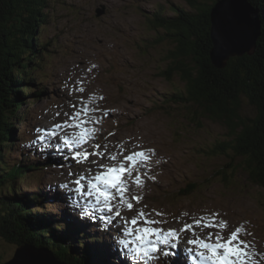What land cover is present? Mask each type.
I'll return each mask as SVG.
<instances>
[{
  "label": "rangeland",
  "instance_id": "374dc122",
  "mask_svg": "<svg viewBox=\"0 0 264 264\" xmlns=\"http://www.w3.org/2000/svg\"><path fill=\"white\" fill-rule=\"evenodd\" d=\"M171 7L190 10L187 0H48L47 24L43 25L39 37L48 42L46 49L51 52L38 54L45 62L37 73L45 76L41 82L36 80L38 89L26 84L34 94L41 89L43 94L36 97L25 93L19 110L21 121L17 122L20 125L16 126L17 139L6 163L12 166L14 162L23 161L25 156L31 155L29 150H33V156H29L31 162L38 161L44 166L36 168L44 169L38 173L30 169L24 180L17 183L22 193L35 194V187L40 186L46 195L44 211L56 216L54 224L77 230V237L84 242L100 247L106 245L120 264H169V260L176 259L170 252L164 258L163 252L155 253L151 261L129 253L134 249L130 248L131 236H125L122 227L129 225L139 211L145 212L148 219L163 220L164 223L152 227L165 231L179 230L183 223L191 222V216L218 212L231 226H246L252 233L247 239L257 252V264H264V192L245 172L235 168L239 161L232 160L230 153L215 157L205 154L214 145L229 139L227 127L215 118L208 119L198 107L169 99L171 93L183 90L184 85L175 73L170 77L162 76L169 64L167 56L175 44L162 30L153 28L150 21L155 19L156 12L172 18ZM98 10L103 11L99 16ZM2 12L0 7V14ZM77 86L85 91H75ZM259 94L264 96L263 89L260 88ZM90 97L98 109L92 115L100 123L95 125L98 128L95 140L85 145L84 151L91 152L96 150L95 145H100L98 150L105 152V156H90L87 162L76 163L71 152L57 147L63 131L43 143L38 136L62 123L66 119L64 113L73 111L72 105L79 107L82 102H89ZM34 100L36 107L32 104ZM238 114L254 117L257 111L242 98ZM139 151L149 156L139 170L146 175L149 173L150 177L144 180L147 178L142 176V188L125 177L130 184L126 199L131 200L132 195L142 198L139 204L131 201L132 211L112 200L109 212L102 198L97 203L92 196L75 192L73 177L78 179L80 175L92 176L102 171L99 164L113 163L107 159L108 154L127 155ZM118 159L123 160V155ZM93 166L99 169L93 170ZM221 169L227 174L224 181L215 176ZM189 183H194L197 190L189 196H181L179 191ZM65 184L67 188L63 187ZM82 184L87 187L83 192H87V178ZM67 197L77 198L79 202L69 203ZM38 207L34 205L32 210L40 213L42 210ZM156 211L165 215L156 216ZM139 223L142 227L143 221ZM131 226L136 231L137 225ZM208 231L197 229L201 236ZM187 238H192L190 233L181 235L179 248L174 249L176 253H180L181 244L182 249L186 247ZM122 240L129 242L127 248L120 243ZM19 247L0 237V264L12 259ZM167 248L163 247V251Z\"/></svg>",
  "mask_w": 264,
  "mask_h": 264
},
{
  "label": "trees",
  "instance_id": "16d2710c",
  "mask_svg": "<svg viewBox=\"0 0 264 264\" xmlns=\"http://www.w3.org/2000/svg\"><path fill=\"white\" fill-rule=\"evenodd\" d=\"M217 1L187 0L190 10L171 7L172 18L155 13V19L150 21L152 27L162 30L175 44L162 76L175 73L184 84L183 90L170 94V100L198 107L208 119L215 118L227 127L229 139L205 154L215 157L230 153L232 160L239 161L235 168L245 172L264 192V96L259 94L260 88L264 91V0H248L260 15L261 34L254 53L229 59L221 70L215 69L209 59V14ZM47 3L48 0H0V237L15 246L48 249L64 264H112L98 245L80 240L77 230L54 224L56 216L44 211L46 195L40 186L35 187V194L22 193L17 183L30 169L35 173L44 169L36 168L44 166L38 161L31 162L32 152L23 161H10L12 166L6 163L17 139L16 126L20 125L17 122L21 121L19 110L25 93L36 97L41 94L29 91L26 84L38 88L36 80L41 82L45 76L37 73L45 62L38 54L51 52L46 49L48 42L39 37L47 24ZM242 98L256 108L254 117L238 114ZM32 104L35 107L36 101ZM215 176L224 181L227 174L221 169ZM195 190L196 185L189 183L181 190V196H189ZM34 205L42 211H33ZM94 242L98 244V240Z\"/></svg>",
  "mask_w": 264,
  "mask_h": 264
},
{
  "label": "snow or ice",
  "instance_id": "6c2138e0",
  "mask_svg": "<svg viewBox=\"0 0 264 264\" xmlns=\"http://www.w3.org/2000/svg\"><path fill=\"white\" fill-rule=\"evenodd\" d=\"M75 91L83 93L85 89L77 86ZM92 100L93 98L90 97L89 102H82L79 107L72 105L73 111L64 113L66 119L62 123L55 124L51 130L43 132L38 136V139L43 143L46 139L56 138L58 133L63 131L64 135L59 136L57 147L65 148L71 152V158L76 163L87 162L90 156L103 158L105 152L98 150L100 145H95L96 150L91 152L84 151V146L95 140L98 132L95 125L100 123V120L92 115L98 110L97 107L93 106ZM57 115H60V113H57ZM67 129H72V131L68 132ZM37 132L40 133L41 130L37 129ZM110 135L112 134L110 133ZM121 155H123V160L118 159ZM107 159L113 163L99 164L98 167L102 171L87 178L89 189L87 192H83L84 185L82 181L85 180V176L80 175L78 179L72 181L76 186L75 192L77 194L83 193L85 196H92L95 192L96 202L100 203L102 198L104 207L109 212L112 211L110 201L116 200L118 197L119 204L125 205L127 210L132 211L134 205L131 201L139 204L142 198L138 195H132L131 200L126 199L125 193L129 189L124 178L127 177L138 188H142L143 173L139 169L140 165L149 159V156L143 151L132 152L127 155L116 152L108 154ZM69 175L71 176L72 173L70 172ZM63 187L67 188L68 185L65 184ZM110 189L115 190V195L109 191ZM116 215L119 216L118 211ZM155 215L163 217L165 214L156 211ZM184 215L189 216L188 213H184ZM190 220V223H183L179 230L169 228L165 231L162 228L152 227L164 223L163 220L148 219L145 212L139 211L130 221V224L135 226L143 221L144 226L136 228V240L140 243L132 251L140 259L149 261L155 259L154 254L158 252H163V255L168 256L170 253L164 252L163 247L178 249L181 235L190 233L192 238L187 240L189 247L183 250L185 264H257V252L247 239L252 233L247 231L244 224L233 227L228 220L214 211L199 216H191ZM197 229L201 232L205 229L209 231L206 235L201 236L198 234ZM132 231V228L125 227L124 235L129 236ZM120 243L127 248L129 242L122 240Z\"/></svg>",
  "mask_w": 264,
  "mask_h": 264
},
{
  "label": "water",
  "instance_id": "95a60500",
  "mask_svg": "<svg viewBox=\"0 0 264 264\" xmlns=\"http://www.w3.org/2000/svg\"><path fill=\"white\" fill-rule=\"evenodd\" d=\"M103 11H97L101 15ZM259 11L248 0H218L210 9L209 59L218 70L231 58L252 55L260 35ZM256 110V108H255ZM257 111V110H256ZM4 264H64L46 249L20 246Z\"/></svg>",
  "mask_w": 264,
  "mask_h": 264
},
{
  "label": "bare ground",
  "instance_id": "6f19581e",
  "mask_svg": "<svg viewBox=\"0 0 264 264\" xmlns=\"http://www.w3.org/2000/svg\"><path fill=\"white\" fill-rule=\"evenodd\" d=\"M135 149H136V147H134ZM135 151H137V150H135ZM123 225V224H122ZM142 225H144V224H142ZM124 226V225H123ZM141 226V224L139 223L138 225H137V227H140ZM125 227H132L130 224L129 225H126ZM137 227H135V229L137 228ZM122 228H124V227H122ZM103 233H108L106 230H103ZM131 236V235H130ZM127 237H129V236H127ZM130 239V238H129ZM152 239H154V238H152ZM188 239V238H187ZM115 243V242H114ZM116 244V243H115ZM131 244V243H130ZM181 244V243H180ZM111 246H112V243L110 244ZM104 247L106 248L107 246L106 245H103V246H101V250H105L104 249ZM41 249H44V248H41ZM107 249V248H106ZM185 248H183L182 249V244H181V246H180V253H176L175 252V250L174 249H171V248H167V251L166 252H170V253H172V255L176 258V259H174L173 260V263L174 264H179L178 263V261L180 262V264H185V256H184V254H183V250H184ZM46 250H48V249H46ZM49 251V250H48ZM119 251V250H118ZM106 253H107V255H108V257H112L111 258V260L112 261H114L115 259H113V255L109 252V249H107V251H105ZM105 252H103V253H105ZM50 253L51 254H53L51 251H50ZM104 256H105V258L108 260V258L106 257V254H104ZM172 259V258H171ZM60 262V261H59ZM170 262V261H169Z\"/></svg>",
  "mask_w": 264,
  "mask_h": 264
}]
</instances>
